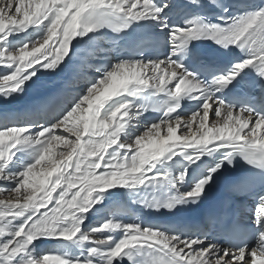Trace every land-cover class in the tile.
Returning a JSON list of instances; mask_svg holds the SVG:
<instances>
[{
    "label": "snow or ice",
    "instance_id": "obj_1",
    "mask_svg": "<svg viewBox=\"0 0 264 264\" xmlns=\"http://www.w3.org/2000/svg\"><path fill=\"white\" fill-rule=\"evenodd\" d=\"M229 11L221 0H0V264H264V0ZM133 26L141 38L123 49ZM200 40L227 63L187 64ZM30 88L51 90L9 107ZM237 162L249 171L225 186L254 208L230 223L161 219L200 205Z\"/></svg>",
    "mask_w": 264,
    "mask_h": 264
},
{
    "label": "bare ground",
    "instance_id": "obj_2",
    "mask_svg": "<svg viewBox=\"0 0 264 264\" xmlns=\"http://www.w3.org/2000/svg\"><path fill=\"white\" fill-rule=\"evenodd\" d=\"M153 31H158V29L153 28ZM140 31V30H139ZM141 32V31H140ZM142 33V32H141ZM106 47H108V45H105ZM71 73L69 71H66L64 73H62L59 77L56 78H51V77H47L45 78L48 81H45V83L48 84H59L60 82L68 79L70 77ZM94 75L93 73H89V76ZM48 89V88H45ZM45 89H39V88H30L28 93L22 97L20 100L15 101L13 105H10V108H22L24 106H26L28 103H30L33 99L37 98L39 95H41V93L43 91H45ZM179 134V133H178ZM68 135V134H65ZM161 135H165V132H161ZM74 139V138H73ZM155 145H148L149 150H151L152 148H154ZM180 167V163H176L175 168L179 169ZM178 174V172H177ZM209 188H212L211 186ZM55 195V193L53 194ZM112 202L111 201H106L104 206H98V207H109L111 208ZM50 206V205H49ZM113 211L115 210L114 208L112 209ZM248 216V223L250 224L251 221V213H247L246 214ZM43 249L45 250H57V249H62L64 246L58 242H54V241H45L42 246Z\"/></svg>",
    "mask_w": 264,
    "mask_h": 264
}]
</instances>
